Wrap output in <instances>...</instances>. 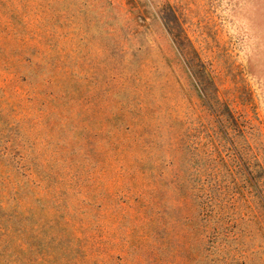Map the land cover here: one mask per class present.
Segmentation results:
<instances>
[{"label": "rangeland", "instance_id": "obj_1", "mask_svg": "<svg viewBox=\"0 0 264 264\" xmlns=\"http://www.w3.org/2000/svg\"><path fill=\"white\" fill-rule=\"evenodd\" d=\"M0 264H264V0H0Z\"/></svg>", "mask_w": 264, "mask_h": 264}]
</instances>
